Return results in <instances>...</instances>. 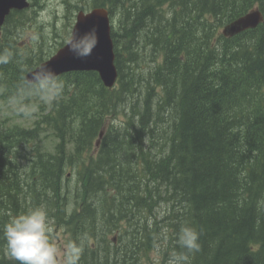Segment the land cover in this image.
<instances>
[{"label":"trees","instance_id":"trees-1","mask_svg":"<svg viewBox=\"0 0 264 264\" xmlns=\"http://www.w3.org/2000/svg\"><path fill=\"white\" fill-rule=\"evenodd\" d=\"M89 1L109 9L117 84L64 73L33 127L0 125V264H18L4 225L36 206L83 243L78 264H139L159 243L175 264H264V22L222 32L264 13V0ZM37 7L13 10L2 28L0 89L10 99L55 53L44 37L18 42ZM45 129L53 152L42 147ZM186 228L198 250L181 243Z\"/></svg>","mask_w":264,"mask_h":264},{"label":"clouds","instance_id":"clouds-1","mask_svg":"<svg viewBox=\"0 0 264 264\" xmlns=\"http://www.w3.org/2000/svg\"><path fill=\"white\" fill-rule=\"evenodd\" d=\"M96 44L94 30L85 36L71 34L68 46L77 55H88ZM7 62L0 58V63ZM27 94L55 98L64 88L62 81L46 65L31 71L30 78L23 85ZM53 227L48 211L36 206L12 217L3 227L7 254L18 264H78L83 251V243L69 242L61 251L52 239ZM198 234L189 228L182 231L181 243L189 250H198Z\"/></svg>","mask_w":264,"mask_h":264},{"label":"rangeland","instance_id":"rangeland-1","mask_svg":"<svg viewBox=\"0 0 264 264\" xmlns=\"http://www.w3.org/2000/svg\"><path fill=\"white\" fill-rule=\"evenodd\" d=\"M70 1L71 3L69 0H38V3L43 7L36 8L37 15L34 20L17 36L20 46L22 48H32L37 44L38 37L45 38L43 46L47 51H57L61 47L60 43L65 44L71 34L77 12L81 9L87 11L92 8L89 0ZM70 4L74 5V7L69 6ZM69 11H73L75 15L72 27L70 28V34H68L69 30L67 31L69 28L67 19V16L70 14ZM33 16L35 15L33 14ZM53 100L54 98L49 99L35 93L27 94L23 92L17 98L10 99L0 89V125L33 127L36 121L40 120L43 115L51 110ZM118 118L119 120L117 121H120L125 116L121 113ZM41 139L44 151L53 152L57 139L52 131L46 130L42 134ZM98 145H95V150L98 148ZM72 180L75 181V179ZM50 220L53 227L52 239L60 249L62 259L63 250L69 243V236L62 226H57L51 218ZM161 247L162 243H159L151 251L144 252L145 257L140 260L139 264H175L176 260L174 258L169 257L166 261L163 260Z\"/></svg>","mask_w":264,"mask_h":264},{"label":"water","instance_id":"water-1","mask_svg":"<svg viewBox=\"0 0 264 264\" xmlns=\"http://www.w3.org/2000/svg\"><path fill=\"white\" fill-rule=\"evenodd\" d=\"M30 7V0H0V36L7 16L13 10H24ZM264 22V13L255 8L237 17L223 27L225 36H235L245 30L258 27ZM94 30L96 44L88 55H77L70 49L68 41L49 59L40 65H46L58 77L72 71H97L108 88H113L119 78V71L115 63V48L112 38V21L107 7H94L89 11L80 10L71 34L85 36ZM39 65V66H40ZM37 66L36 68H38ZM27 72L26 80L30 78L32 70ZM103 132L100 134V138Z\"/></svg>","mask_w":264,"mask_h":264},{"label":"bare ground","instance_id":"bare-ground-1","mask_svg":"<svg viewBox=\"0 0 264 264\" xmlns=\"http://www.w3.org/2000/svg\"><path fill=\"white\" fill-rule=\"evenodd\" d=\"M234 20V19H233ZM261 40V39H260ZM228 57V56H227ZM235 60V59H234ZM247 69V68H246ZM4 99V98H3ZM156 206V205H155ZM54 216H55V214H54ZM56 217V216H55ZM102 222V221H101ZM112 247V246H111Z\"/></svg>","mask_w":264,"mask_h":264}]
</instances>
